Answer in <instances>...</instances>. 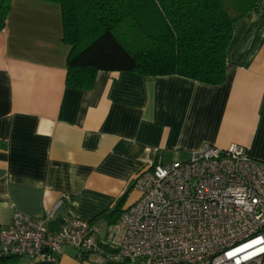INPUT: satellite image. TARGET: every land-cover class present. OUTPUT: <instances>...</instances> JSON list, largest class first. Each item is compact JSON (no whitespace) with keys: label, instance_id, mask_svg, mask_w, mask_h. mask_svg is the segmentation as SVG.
Returning <instances> with one entry per match:
<instances>
[{"label":"crops","instance_id":"1","mask_svg":"<svg viewBox=\"0 0 264 264\" xmlns=\"http://www.w3.org/2000/svg\"><path fill=\"white\" fill-rule=\"evenodd\" d=\"M69 51L58 3L11 1L0 30V226L56 205L50 230L63 214L91 222L126 193L123 210L139 196L137 174L207 145L237 143L264 162V0L234 22L218 85L98 71L77 88L65 82ZM57 258L100 264L67 245Z\"/></svg>","mask_w":264,"mask_h":264},{"label":"built area","instance_id":"2","mask_svg":"<svg viewBox=\"0 0 264 264\" xmlns=\"http://www.w3.org/2000/svg\"><path fill=\"white\" fill-rule=\"evenodd\" d=\"M132 188L138 198L104 230L65 214L48 229L57 205L40 218L15 211L0 226L2 253L54 262L67 245L100 264H264V162L244 146L157 159Z\"/></svg>","mask_w":264,"mask_h":264},{"label":"trees","instance_id":"3","mask_svg":"<svg viewBox=\"0 0 264 264\" xmlns=\"http://www.w3.org/2000/svg\"><path fill=\"white\" fill-rule=\"evenodd\" d=\"M12 0H0V30ZM60 6L62 40L70 45L67 85L89 89L98 71L145 77L180 75L205 84L225 80L226 52L235 21L257 0H47ZM124 193L95 216L110 225ZM0 264H59L2 253Z\"/></svg>","mask_w":264,"mask_h":264},{"label":"water","instance_id":"4","mask_svg":"<svg viewBox=\"0 0 264 264\" xmlns=\"http://www.w3.org/2000/svg\"><path fill=\"white\" fill-rule=\"evenodd\" d=\"M106 264H115V263L108 262V263H106Z\"/></svg>","mask_w":264,"mask_h":264},{"label":"rangeland","instance_id":"5","mask_svg":"<svg viewBox=\"0 0 264 264\" xmlns=\"http://www.w3.org/2000/svg\"><path fill=\"white\" fill-rule=\"evenodd\" d=\"M126 264H129V263H126Z\"/></svg>","mask_w":264,"mask_h":264}]
</instances>
